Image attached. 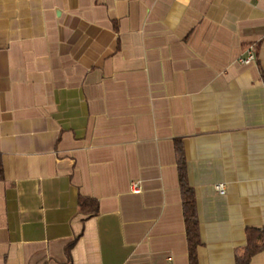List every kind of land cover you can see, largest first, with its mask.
<instances>
[{"label": "crops", "instance_id": "obj_1", "mask_svg": "<svg viewBox=\"0 0 264 264\" xmlns=\"http://www.w3.org/2000/svg\"><path fill=\"white\" fill-rule=\"evenodd\" d=\"M249 229L264 0H0V264H235Z\"/></svg>", "mask_w": 264, "mask_h": 264}, {"label": "trees", "instance_id": "obj_2", "mask_svg": "<svg viewBox=\"0 0 264 264\" xmlns=\"http://www.w3.org/2000/svg\"><path fill=\"white\" fill-rule=\"evenodd\" d=\"M180 182L183 197L186 233L189 243V254L195 258V248L199 243L198 223L196 220L194 197L191 189L186 185L183 167H180ZM264 247V233L257 229L246 232V245L235 252V264H248L250 257Z\"/></svg>", "mask_w": 264, "mask_h": 264}, {"label": "built area", "instance_id": "obj_3", "mask_svg": "<svg viewBox=\"0 0 264 264\" xmlns=\"http://www.w3.org/2000/svg\"><path fill=\"white\" fill-rule=\"evenodd\" d=\"M255 60H256V52L254 46L252 45L247 49L246 54L240 58V61L244 63H248ZM131 187L135 193H138L140 190L138 185H136V183H132ZM215 188L219 194L225 193L224 185L222 183L217 184Z\"/></svg>", "mask_w": 264, "mask_h": 264}]
</instances>
